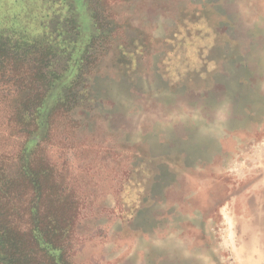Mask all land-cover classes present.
Segmentation results:
<instances>
[{
  "label": "rangeland",
  "instance_id": "374dc122",
  "mask_svg": "<svg viewBox=\"0 0 264 264\" xmlns=\"http://www.w3.org/2000/svg\"><path fill=\"white\" fill-rule=\"evenodd\" d=\"M0 43L59 74L26 142L0 77V165L45 141L72 264H264V0H0Z\"/></svg>",
  "mask_w": 264,
  "mask_h": 264
},
{
  "label": "trees",
  "instance_id": "16d2710c",
  "mask_svg": "<svg viewBox=\"0 0 264 264\" xmlns=\"http://www.w3.org/2000/svg\"><path fill=\"white\" fill-rule=\"evenodd\" d=\"M99 14L95 9L92 18L96 28L106 30ZM29 51L0 43V77L13 80L25 96L12 118L24 142L37 129L34 114L59 75L52 69H42L43 55L31 58ZM42 143L45 141L35 144L17 176H7L0 165V264H72L70 242L80 215V201L61 179Z\"/></svg>",
  "mask_w": 264,
  "mask_h": 264
},
{
  "label": "crops",
  "instance_id": "0c3cea01",
  "mask_svg": "<svg viewBox=\"0 0 264 264\" xmlns=\"http://www.w3.org/2000/svg\"><path fill=\"white\" fill-rule=\"evenodd\" d=\"M165 259H166V258H164V257H159V258H158V261H159V262L157 261L158 264H162L163 261H164ZM156 260H157L156 257H152V261H153V262H156ZM157 262H156L155 264H157ZM168 264H187V263H184V262H177V261L171 262V261H170Z\"/></svg>",
  "mask_w": 264,
  "mask_h": 264
}]
</instances>
